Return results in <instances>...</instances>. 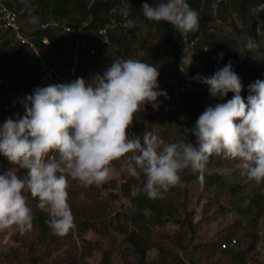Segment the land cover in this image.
Segmentation results:
<instances>
[{"label":"clouds","instance_id":"9594fccd","mask_svg":"<svg viewBox=\"0 0 264 264\" xmlns=\"http://www.w3.org/2000/svg\"><path fill=\"white\" fill-rule=\"evenodd\" d=\"M0 2L4 7L3 0ZM141 10L147 20L167 22L181 35L199 29L200 15L187 0H161L152 6L145 2ZM250 12L253 16L264 12V3ZM119 13L127 17L130 11L122 7ZM18 23L21 27L22 21ZM19 32L12 30L10 35L16 43L29 44ZM245 39L248 51L258 47L253 37ZM101 43L92 48L98 49ZM77 46L74 54L80 46L89 48L81 41ZM31 47L39 61L38 72L41 62L53 66L40 57L37 47ZM219 56L222 58L223 53ZM192 63V56H182L181 65L188 68ZM159 74L151 63L118 58L88 80L77 77L67 84L38 87L26 96L22 101L25 114L17 120L10 117L0 125V154L11 165L0 173V232L32 230L30 196L37 201V208L47 213L52 232L66 235L74 226L68 204L69 178L85 188L99 186L112 178L114 162L128 176L143 178L142 186L131 187V196L143 192L152 200L163 199L172 188L183 186L180 173L186 169L199 173L198 179L203 182L214 155L238 161L250 181L264 183V80L249 85L245 101L241 78L231 61L209 77L198 74L194 79L207 86L212 98L223 101L229 93L232 98L209 105L198 116L188 129L194 142H166L151 131L129 133L137 113L148 104L158 110V98H168L159 88ZM18 170L25 174L19 175ZM143 211L150 213L148 209ZM232 240L231 246L236 243Z\"/></svg>","mask_w":264,"mask_h":264},{"label":"rangeland","instance_id":"374dc122","mask_svg":"<svg viewBox=\"0 0 264 264\" xmlns=\"http://www.w3.org/2000/svg\"><path fill=\"white\" fill-rule=\"evenodd\" d=\"M210 9L211 12H214L212 8ZM229 11L233 14L232 9ZM216 18L210 24L211 31L229 35L233 42L234 50H236L239 58L243 60L246 54V39L241 33L246 31L248 22H246V19L240 20L236 18L239 26L236 24V30H234V26L227 25V23L219 20V17ZM40 25L41 20L38 16L27 15L22 21L25 32L29 31L31 33ZM135 26L137 30H132L131 34H135L146 42L145 44L143 43L144 49H140L138 54L133 55L146 56L153 65L157 66L160 73L158 77L159 88L166 91L173 100L169 109V116L175 119V125H177L178 121L184 123L191 121L189 113L182 110L180 82L177 81V78H168L166 74L162 77L166 68L172 67V62L175 61L174 56L168 48L160 43L159 35L153 28L143 23L134 24L133 27ZM259 34L262 37L260 45L251 51V54L255 56L252 59V66L256 68L258 77L264 75V31L260 30ZM201 35L202 33L198 35V39H200ZM7 40L11 41L10 46L15 44L11 35H5L0 32V73L5 71L9 75L10 72L17 69L18 82L15 85L22 84V87L19 93L15 92V88L14 91L11 90V92L5 93V89L0 86V99L14 105L19 110L16 113H20V111H25L22 104L24 98L31 95L36 88L46 86L43 84L41 86L38 85V80L35 79L30 92H24L23 84L32 78L31 75L37 74V65L33 67L31 61L26 64L21 63V65L13 60L9 61V46H1ZM65 46V48H68L69 44ZM116 49L115 47L113 51ZM37 50L41 58L47 62H53V58L47 48H37ZM184 54L189 57L192 56L193 63L188 68L184 67L183 71L181 70L183 79L178 78V80H181L184 88L191 89V98L202 96L209 106L215 99L210 96L207 86L195 80L194 77L198 74L201 77H209L225 66L226 63L220 59L219 55H216L217 59L213 64V69L205 72L202 70L205 68L206 61L196 59L194 50L189 49ZM71 55L73 63H76V70L80 68L83 74L91 76L95 73H102L107 66L101 62H96L97 60L92 58V56L89 57L86 48L79 47L77 54L73 52ZM121 56H125V59L130 57L124 54H121ZM56 57L58 58L59 55H56ZM191 67L195 73L190 70ZM244 73L249 75L247 69H244ZM165 99L167 98L164 96L158 98L160 104ZM1 102L0 100V106ZM0 108V125H2L9 117L3 105ZM156 112L158 111L154 110L151 104L146 105L144 111L136 114L129 133L132 135L133 128L142 129V132H155V134L159 135L164 133L166 131L165 127H159L158 123L156 124H158L160 132L158 131L157 133L156 129H151L154 124L152 116ZM181 117L184 119H181ZM165 125L169 126L168 121H166ZM169 130L172 131L170 126ZM177 130L183 140L191 139V136L186 135L187 133L182 128L177 126ZM0 157L2 156L0 155ZM112 168V178L99 186L85 188L79 182L69 178L67 191L68 202L70 203L68 204L74 220H77L80 213L85 209L86 217L94 213L95 217L105 219L106 224H99L100 220H97L98 225L94 230H85L74 222L73 228L66 235L58 236L56 241L50 243L48 249L42 247L38 250L40 255H46L44 261L47 260L48 264L53 263L57 259L68 258V256H71L72 259L73 257L75 258V262L68 258L70 264H138L137 258L144 261V264H173L166 258L169 252L177 253L179 258L184 260V264H264V217L256 228L253 226L249 232H243L242 228L235 227V224L240 221L237 214L228 210L221 211L219 209L220 201L213 196L212 190L201 182H193L188 191L174 189L165 194L166 198L171 202L169 207L170 220L156 225L135 223L128 220L131 203L120 189V186L130 176L126 172L121 171L119 163L114 162ZM206 169L209 170V174L221 175L227 185L246 187L245 195L247 197L244 200L245 202L254 194H260L264 198V183L257 184L254 181H250L238 161L224 159L220 166L210 164ZM6 170L0 169V173ZM18 174L23 176L25 173L23 170H18ZM139 181L142 182V178ZM212 188H217V186ZM224 230L233 234L231 238L236 239L235 236L239 237V241L237 240L234 245L229 246L233 253L228 255L220 253L218 250H216V253H212L213 246L220 243V239L224 238ZM133 232L135 233L134 236L131 235ZM148 233L149 246H143L142 242H144V238H146ZM37 236L38 234L34 228L25 233H21L16 229L0 232V264H27L25 260L22 262V259L26 258L25 252L29 251L26 246L29 242L35 240ZM91 243L98 244L99 249L92 247ZM161 246L163 250H161ZM38 264L46 263L40 262Z\"/></svg>","mask_w":264,"mask_h":264},{"label":"trees","instance_id":"16d2710c","mask_svg":"<svg viewBox=\"0 0 264 264\" xmlns=\"http://www.w3.org/2000/svg\"><path fill=\"white\" fill-rule=\"evenodd\" d=\"M4 7L8 8L9 12L13 13L16 17V21H23L27 15L38 16L41 20V25L34 30L33 32H25L24 26L19 27V33L29 40V44H19L16 43L10 46L11 41L7 40L1 46H9L8 48V60L15 61L19 65L21 63L26 64L31 61L32 66L38 64V58L34 52L31 45L39 49H48L51 57L53 58L52 65L55 70L63 75L64 84L70 83L75 80L77 77H82L85 80H88L91 76L89 74H83L80 68L76 70V63L74 64L71 59V54L75 52L77 48V41L85 42L89 45L87 49V55L92 56L96 62H101L103 64L109 65L111 61L118 58H124L121 56L124 54L126 56L134 57L140 59L146 63H151L146 56H134L133 54H138V51L143 48V43L145 40L138 38L135 34L132 35V30H137V27H133L131 30H125V28L116 27L115 29H107V36L109 40V45L101 43L98 49H95L93 54L90 53L93 45L99 44L103 37L99 35L98 31L102 27H105L107 24V11L111 5H119V0H3ZM147 2L150 6L155 5L161 0H127V8L130 11L128 17L135 22L136 25L143 23L146 26L153 28L159 35L160 43L174 56L175 61L172 62L171 68H166L164 74L168 78L173 77L177 78V81L180 82L181 94L180 99L182 100L183 106L182 110H185L191 116V121L186 123L178 121L175 125V119L169 116V109L173 103L171 96H168L167 99L160 104L158 112L153 114V127L151 129H156L158 133V124L159 127H165L166 131L160 133V136L166 142H174L177 140H183L182 136L177 130V126L182 128L191 139L188 141L194 142L195 137L188 132V129H191L198 116L208 107V104L203 100L202 96L199 98H191L190 90L182 86L181 80L183 79L181 75V67L184 68V65H181V58L184 55V52L187 50H194L195 58L200 60H205L206 65L202 71H211L213 69V64L215 63L219 53H223V57L220 59L228 64L232 62L233 70L240 76L241 82L243 84V89L241 92L242 97L247 99L249 95V85L256 80H264V75L258 77L257 70L253 63L254 54H251V51L246 49V54L244 55L243 60L239 58L232 46V41L230 36L222 32L211 31L210 24L214 22L217 18L222 22L227 23L229 26H234L233 29L236 30V24L239 26V23L236 21V18L242 20L246 19L248 22V27L245 32L241 33L244 37L251 36L254 38L256 44L259 46L262 37L259 34V31H264V12L259 13L256 16H253L250 12V9L255 7L260 3H264V0H226L220 2L214 12H211L210 0H187V3L190 7L198 11L199 16V29L195 32H190L184 35H181L176 29H174L167 22H153L147 20L142 15L141 7L143 3ZM232 9L233 14L229 11ZM4 18V13L1 14ZM0 16V17H1ZM64 27H69L70 31H65ZM4 31H1L5 35H10L12 28L3 27ZM202 33L200 39L198 35ZM131 34V35H130ZM14 40V39H13ZM43 40H47V43H44ZM15 41V40H14ZM66 44H69L68 48H65ZM91 44V45H90ZM77 46V47H75ZM117 48L115 51L114 48ZM80 48H83L80 46ZM56 55H59L57 58ZM152 64V63H151ZM74 67L73 74H70V68ZM37 68V67H36ZM244 69H247L249 75L244 73ZM193 73L194 70L191 67ZM37 74L32 76L31 79L23 84L24 92H30L32 85L34 84L35 79L38 80L39 72L38 68L36 70ZM18 71L15 69L10 74H6L5 71L0 73V86L5 89V93L8 91H14L19 93L22 84H17L18 82ZM178 78H181V80ZM51 84H61L59 82ZM51 84L43 83V85L48 86ZM10 88V89H9ZM3 95V94H2ZM232 93H229L223 101L215 99L210 105L226 102L228 99L232 98ZM1 106L3 105L4 110L7 111V116L14 120L21 118L25 111H20L16 113L18 108L11 103H7L0 99ZM0 106V107H1ZM197 106V109H196ZM1 109V108H0ZM9 111V112H8ZM168 121L169 126H166L165 123ZM158 123V124H156ZM160 132V131H159ZM155 134V132H153ZM142 129H132V135H142ZM191 134V135H190ZM0 169L6 170L10 167L8 160L0 154ZM225 158L221 156H212L209 159V162L206 166L214 164L215 166H220L221 162ZM6 162V163H5ZM21 171V170H19ZM24 171V170H23ZM183 186H177L170 190L183 189L188 191L190 185L193 182H201L198 179L199 173H193L191 169H186L180 173ZM143 179V178H142ZM209 187L212 190V194L215 198L219 199L220 205L219 209L221 211H231L235 212L240 218V221L235 224V227L242 228L243 232H249L253 226L256 228L260 223L261 219L264 217V198L260 194H254L246 202L244 201L247 197L246 187L241 188L239 185H227L223 181V177L219 174H209V170L205 169L204 180L201 182ZM133 185L142 186V182L136 178L130 177L126 182H124L120 187L123 195L130 200L131 206L129 208L128 220L140 223V224H152L156 225L158 223H164V221L170 220V209L171 202L166 198V195L163 199L152 200L149 199L143 192H140L136 197H132L130 194V189ZM217 186V188H212ZM212 188V189H211ZM29 196L28 206L32 208L33 212V228L38 236L35 240L27 244L29 251L25 252V260L27 264H38V263H47V260L44 261L46 255H40L38 250L42 247L48 249L50 243L56 241L58 235H55L52 230L49 228L47 220L49 219L47 213L39 210L37 208V201L32 199ZM70 203V202H68ZM144 209L150 210L149 214H144ZM90 213V212H88ZM86 210L80 213L79 218L74 220L80 228L85 230L96 228L97 220L99 224H106V220L100 217H95L94 213H91L89 217H86ZM146 231V230H145ZM144 231V233H145ZM132 236L135 233H131ZM224 238L220 239L221 242L213 246V252L216 253L218 250L220 253H226L228 255L233 253V250L230 249L231 240L239 241V237L236 239L231 238L233 234H230L228 231L224 230ZM142 242V241H141ZM149 233L146 234L144 238L143 246H149ZM92 247H97L98 244L91 243ZM222 245H225L223 248ZM163 250V247H160ZM51 252V250L49 249ZM71 258V256H68ZM67 257L57 259L50 264H70V260ZM169 261L173 264H184V260L179 258L177 253L169 252L166 256ZM72 259V258H71ZM138 264H144V261H141L139 258ZM75 262V258L72 259ZM191 261V259H190Z\"/></svg>","mask_w":264,"mask_h":264},{"label":"built area","instance_id":"2783aa9c","mask_svg":"<svg viewBox=\"0 0 264 264\" xmlns=\"http://www.w3.org/2000/svg\"><path fill=\"white\" fill-rule=\"evenodd\" d=\"M94 1V0H92ZM107 1V0H103ZM127 0H119V5H111L110 8L107 11V24L105 27H102L99 30V35L103 37L102 43H108V40L106 38V31L107 29H115L116 27L125 28V30H131V28L134 26L135 22L131 20L128 16L124 17L119 13V9L122 7H127ZM226 0H210V7L214 10L216 9L217 5ZM4 13V18H2L1 14ZM0 28H12L13 31H18L19 29V23L16 21V17L13 13L9 12L6 8L2 6V3L0 2ZM65 31L69 32V27H64ZM21 42H27L25 39H21ZM96 48H92L90 50V54H93L95 52ZM39 80L38 85H42L44 82L47 84L59 82L64 84V77L62 74L57 72L55 68L51 65H49L46 62H41L39 67ZM70 74H73L74 67L70 68L69 70ZM232 243H235V240H232ZM223 248L225 245L222 246Z\"/></svg>","mask_w":264,"mask_h":264}]
</instances>
